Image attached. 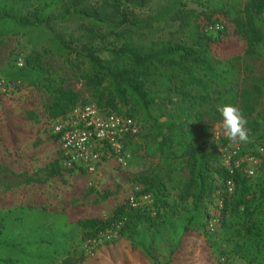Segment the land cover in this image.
<instances>
[{
    "label": "trees",
    "instance_id": "1",
    "mask_svg": "<svg viewBox=\"0 0 264 264\" xmlns=\"http://www.w3.org/2000/svg\"><path fill=\"white\" fill-rule=\"evenodd\" d=\"M153 1L0 0V43L37 27L48 29L61 51L86 65L82 79L93 99L86 103L137 121L139 133L125 143L126 151L144 147L146 155L158 157L150 171L130 175L132 186L138 187L135 195L152 196L150 208H134L128 197L105 216L75 220L66 216V206L51 210L31 202L7 210L0 215V264H84L88 255L75 256L67 249L74 232L90 241L116 227L118 235L100 246L127 241L151 264H174L184 238L192 232L205 237L220 262L223 257H236L247 264H264V164L255 176L223 165L212 132V125L222 121L218 109L233 104L242 110L250 130L240 154L264 147V93L258 85H243L240 67L246 56L264 59V0H248L243 7L235 1L206 0L200 12L183 0H167L146 17L136 11ZM74 21L93 34L104 30L111 41L100 46L75 44L54 31L57 24ZM166 21L177 23L169 37L147 43L134 40L136 33ZM216 24L220 28L213 35L208 27ZM232 35L243 42V53L225 58L216 54L214 46ZM22 60L21 66L9 68L5 79L16 88L27 86L46 93L50 99L41 107L23 106L17 117L20 125L53 121L86 104L80 102L78 91L47 67L39 52L32 51ZM4 112H0V145L2 141L8 150L23 133L3 128L11 117ZM48 137L58 141L53 133ZM37 139L34 146L45 143ZM59 154L45 166V178L32 170L23 174L24 182L63 178ZM78 172L88 174L83 169ZM230 179L235 184L233 193L227 190ZM110 193L104 191L105 196ZM174 193L176 200L171 201ZM216 197L222 206L218 225L211 230L213 215L204 201ZM41 213L55 222L45 225ZM223 244L227 248L222 250ZM60 256L64 257L59 260Z\"/></svg>",
    "mask_w": 264,
    "mask_h": 264
},
{
    "label": "rangeland",
    "instance_id": "2",
    "mask_svg": "<svg viewBox=\"0 0 264 264\" xmlns=\"http://www.w3.org/2000/svg\"><path fill=\"white\" fill-rule=\"evenodd\" d=\"M167 0H154L147 8L136 11L146 17L155 13L159 7ZM235 1L238 7H243L248 0H226ZM188 3L189 8H194L197 12L206 8V0H183ZM177 28V23L169 21L155 24L151 31L136 33L133 38L137 42H150L154 39L167 38L170 33ZM54 31L65 36L67 40L75 44L90 42L97 46L105 45L111 41V37L105 31L90 33L89 29L77 21L60 23L55 26ZM213 35L216 31H210ZM216 54L221 57H230L242 54L244 44L236 36L227 37L223 42L214 46ZM37 51L49 67L55 71L64 84L80 93V102H91L92 96L82 79L85 64L75 58L74 55L61 51L53 41L52 33L45 27H37L27 33L11 36L0 43V112L7 111L10 119L6 122L4 129L8 127L13 131L22 132L21 140L12 149L6 150L1 141L0 145V215L10 208L25 203L46 204L51 210L66 206V216L75 220L85 216H105L111 211L113 206L127 199L136 191V187L130 182V175H138L150 171L158 162V157L148 156L145 148L139 150L130 149L126 152L125 163H121L116 158L104 160L95 173L82 174L78 170H68L64 167L60 158L58 163L64 169L63 178L46 179L47 182L25 183L23 175H28L32 170L37 171L39 177L45 178V166L59 157V142L49 141L47 137L52 132V120H45L38 125H20L18 112L22 107L33 105L41 107L43 102H48L50 96L39 91L23 86L16 88L14 84L5 79V73L20 59L28 53ZM108 53H103L106 56ZM242 79L244 86L258 85L264 93V59L255 55L246 56L241 61ZM264 108V94L261 98ZM243 114V113H242ZM18 124V125H17ZM17 125L16 127H14ZM222 121L212 125L214 134V145L220 153L222 163L231 159L232 153L242 147L243 142H232L222 129ZM18 128V129H17ZM10 133V132H9ZM37 136L45 140L40 146H34ZM222 138L227 139L224 143ZM49 139V137H48ZM2 140V139H1ZM249 153H256L255 149H248L245 154L234 156L232 160L237 163L240 158L246 157ZM92 188V189H91ZM91 189V192L88 190ZM109 190L108 196L104 191ZM176 200V193L170 198ZM152 199H143V206L151 207ZM204 206L213 215L212 219L220 217V201L216 197L212 201L205 200ZM44 215V224L51 225L55 222L53 217ZM205 214L203 220L205 221ZM211 219V220H212ZM210 220V221H211ZM218 225V223H217ZM215 226V228L217 227ZM210 228V222H209ZM114 233L101 235L98 240L83 241L79 231L74 232V238L67 245V249L72 255H88L84 264H151L139 252L133 251L129 242L120 241L114 244L100 246L107 237H115L118 228L109 229ZM223 244L221 249H226ZM64 256H60L61 260ZM174 264H247L244 260L232 257L226 260L222 258L220 262L212 254L210 246L205 237L199 232L189 233L185 238L182 247L176 254Z\"/></svg>",
    "mask_w": 264,
    "mask_h": 264
},
{
    "label": "built area",
    "instance_id": "3",
    "mask_svg": "<svg viewBox=\"0 0 264 264\" xmlns=\"http://www.w3.org/2000/svg\"><path fill=\"white\" fill-rule=\"evenodd\" d=\"M219 28V24L208 27L210 31H216ZM18 64L21 66L23 60L20 59ZM52 132L58 136L61 157L66 169H83L88 173H95L104 160L114 157L119 162L125 163L127 155L125 143L131 137L138 135L139 125L130 116L111 111L103 112L95 103H86L77 105L66 116L53 120ZM239 151V148L234 150L231 159L222 164L230 169L233 165L248 176H255L264 164V147H257V154L249 153L234 163L232 159L238 156ZM234 188V181L228 180V192L233 193ZM143 199H152V196L149 194L137 196L133 193L129 196V203L132 207L138 208L143 206ZM221 206L222 201H220ZM219 219L220 217L210 221L211 230L215 229ZM109 233L115 234L116 232L107 230L101 235L109 236ZM108 239H111V236L106 240Z\"/></svg>",
    "mask_w": 264,
    "mask_h": 264
},
{
    "label": "clouds",
    "instance_id": "4",
    "mask_svg": "<svg viewBox=\"0 0 264 264\" xmlns=\"http://www.w3.org/2000/svg\"><path fill=\"white\" fill-rule=\"evenodd\" d=\"M218 111L222 116L221 126L224 134L234 143L248 142L250 130L247 127L248 120L242 114V110L233 104H226Z\"/></svg>",
    "mask_w": 264,
    "mask_h": 264
}]
</instances>
